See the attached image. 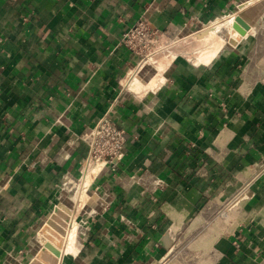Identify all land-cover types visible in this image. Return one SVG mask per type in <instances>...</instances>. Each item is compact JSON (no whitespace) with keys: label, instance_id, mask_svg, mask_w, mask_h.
Returning <instances> with one entry per match:
<instances>
[{"label":"crops","instance_id":"obj_1","mask_svg":"<svg viewBox=\"0 0 264 264\" xmlns=\"http://www.w3.org/2000/svg\"><path fill=\"white\" fill-rule=\"evenodd\" d=\"M241 7L255 32L211 64L174 61L157 89L125 87L130 71L157 73L123 43L137 22L178 34ZM106 114L124 155L87 187L90 230L58 264H264L261 0H0V264L44 244L82 176L80 137Z\"/></svg>","mask_w":264,"mask_h":264},{"label":"bare ground","instance_id":"obj_2","mask_svg":"<svg viewBox=\"0 0 264 264\" xmlns=\"http://www.w3.org/2000/svg\"><path fill=\"white\" fill-rule=\"evenodd\" d=\"M226 15L224 17H227ZM219 20L210 23L204 30L195 32L193 34L181 38L170 48L169 51H166L165 53L156 54L152 58H150L151 61L149 63L157 70V73L154 74L151 80L147 82H143L136 77L133 84V86H135V89H142L145 91L149 89L154 90L160 87V85L163 84L165 80V70L179 55H186L189 61L191 60L195 66L211 64L218 57L220 52L225 48V45L229 41L234 43V41H237L241 36L233 28L235 16L228 15V19L222 21ZM223 28L228 30V32L226 33L228 34L227 38L225 37V35L220 34ZM254 31L255 28L251 26V29L247 32V35L243 37L252 34V32L254 33ZM128 77L126 76V79H124L125 82H127ZM100 167V164H97L94 165L93 168H89V171L87 172L85 178L82 181L83 189L81 193L77 192L69 196L72 201H79V212L81 211L80 208H82V206L85 204V201L88 199L86 189L92 183L94 177L99 173ZM57 206L61 211L60 217L62 221L66 222L67 224L66 234L63 236V245L61 248H59V261H61L63 256L73 254L77 246L80 244L79 224L75 220L78 213H74L72 208L65 205L63 202H60ZM38 234L40 242L45 243L48 241L45 236L40 233ZM152 264H159V262L155 261Z\"/></svg>","mask_w":264,"mask_h":264},{"label":"built area","instance_id":"obj_3","mask_svg":"<svg viewBox=\"0 0 264 264\" xmlns=\"http://www.w3.org/2000/svg\"><path fill=\"white\" fill-rule=\"evenodd\" d=\"M202 26L204 27L205 24H202ZM166 34L170 33L152 26L147 21L137 22L124 33V45L135 55L139 56V71L147 63L140 56L144 55L145 51L155 40V42L160 41ZM80 138L86 144L88 154L84 160L82 176L78 179L79 181L82 180L85 169H89L91 165L101 164L100 172L106 166L115 168L124 155L126 133L108 114L103 115L92 126H89ZM87 217L81 219L79 222V227L81 228L80 234L83 237L90 230ZM235 244L239 246L238 243L235 242Z\"/></svg>","mask_w":264,"mask_h":264},{"label":"rangeland","instance_id":"obj_4","mask_svg":"<svg viewBox=\"0 0 264 264\" xmlns=\"http://www.w3.org/2000/svg\"><path fill=\"white\" fill-rule=\"evenodd\" d=\"M262 2H263V4H264V0H261ZM260 7L261 6H259L258 5V8L256 9V10H254V9H249V11H244V12H242V14H243V16L244 15H247V14H250V16L252 15L251 13L253 12V10L254 11H258L259 9H260ZM243 7H241L239 10H238V12H240V11H243V9H242ZM251 11V12H250ZM237 12V13H238ZM226 15V14H225ZM228 15H233V16H235V14L233 13V12H231L230 14H228L227 13V17H220V19L221 20H219V21H222V20H226V19H228ZM249 16V15H248ZM212 23V22H211ZM210 23H208V24H205V26L203 27V26H198L197 28H195V29H193V30H186V31H183V32H181V33H170V34H166V36H163L161 39H160V41H158V42H153L149 47H148V49L145 51V53H144V55H142V56H140L141 58H143L144 59V61L146 62L147 61V66L149 67V68H151L152 69V65L149 63L151 60H150V58H152L154 55H156V54H160V53H165L166 51H169L170 50V48L176 43V42H178L181 38H183V37H185V36H187V35H190V34H193V33H195V32H198V31H201V30H204L205 28H207V26L209 25ZM228 32V30H226L225 28H223V30L220 32V34L221 35H225V37L227 38L228 37V34H226ZM255 32V31H254ZM253 33V32H252ZM238 37V36H237ZM166 39V40H165ZM237 41H234V44L236 43ZM162 43V44H161ZM231 44H233L232 42H228L226 45H225V49L227 48V47H230V45ZM174 61H176V62H182V63H184V64H189V65H194L193 64V62L190 60L189 61V59L187 58V56L186 55H179L175 60H173L172 61V63L174 62ZM171 63V64H172ZM170 64V65H171ZM195 66V65H194ZM152 71V73H155L156 72V69H152L151 70ZM133 72V73H132ZM130 71V74H129V77H128V80H127V82H125V81H122L123 82V84H125V87L126 88H129V86L127 85V84H130V88L128 89L131 93H133L131 90H136L135 89V86H133V84H134V80L136 79V76H134V71ZM132 79V80H131ZM133 82V83H132ZM138 90V89H137ZM95 165V164H94ZM94 165H91L89 168L91 169V168H93V166ZM101 165V164H100ZM89 171V169H85V171H84V173H83V177H84V175L86 176V174H87V172ZM82 181H83V178H82V180L81 181H79V180H75V181H73L71 184H69L68 186H67V188H66V191H64V193H63V196H62V198L59 200V201H57V203L59 204L60 203V201L61 202H63L65 205H67V206H69L70 208H72V210H73V212L74 213H78V215L76 216V218H75V220H76V222H78V224H79V222H80V220L81 219H84L85 217L83 216V210H82V208L84 207V205L86 204V202H87V200L85 201V204L82 206V208H80L81 209V212H79L78 210V208H79V205H78V203H79V201L77 202H75V201H72L70 198H69V196H71V194H73V193H77V192H80L81 193V191H82V189H83V187H82ZM85 199V198H84ZM80 230H81V228L79 227V240L81 241L82 239H81V237H83L81 234H80ZM68 256V255H67ZM66 257V256H65Z\"/></svg>","mask_w":264,"mask_h":264},{"label":"water","instance_id":"obj_5","mask_svg":"<svg viewBox=\"0 0 264 264\" xmlns=\"http://www.w3.org/2000/svg\"><path fill=\"white\" fill-rule=\"evenodd\" d=\"M233 28L241 35H247L251 24L244 18L241 12L235 13ZM61 211L55 206L54 211L46 219L40 228V233L48 241L45 242L36 252L28 264H58L60 250L63 245V236L66 234V222L60 217Z\"/></svg>","mask_w":264,"mask_h":264}]
</instances>
